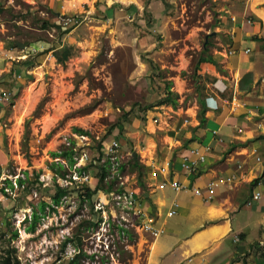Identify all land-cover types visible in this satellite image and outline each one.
<instances>
[{"label":"rangeland","instance_id":"rangeland-1","mask_svg":"<svg viewBox=\"0 0 264 264\" xmlns=\"http://www.w3.org/2000/svg\"><path fill=\"white\" fill-rule=\"evenodd\" d=\"M234 1L0 0V93L8 92L0 102V186H8L3 177L23 178L0 191V255L10 248L17 264H70L80 248L72 264H149L150 242L167 240L168 231L157 237L143 231L141 218L111 199L104 212L95 210L104 190L82 197L81 177L75 184L67 179L75 163L52 152L72 148L93 187L97 144L115 143L122 167L115 177L114 166L107 167L104 181L150 190L153 171L174 161L193 132L198 98L214 95L216 79L228 74L220 58L229 51ZM206 40L220 65L198 63ZM63 45L73 54L60 62L54 52ZM167 81L174 104L159 102ZM56 183L67 186L59 202L52 200ZM253 237L264 238L258 227L242 243ZM256 248L264 257V245ZM158 255L152 264H170L179 252L169 246Z\"/></svg>","mask_w":264,"mask_h":264},{"label":"crops","instance_id":"crops-1","mask_svg":"<svg viewBox=\"0 0 264 264\" xmlns=\"http://www.w3.org/2000/svg\"><path fill=\"white\" fill-rule=\"evenodd\" d=\"M231 19L225 42L229 51L220 58L228 74L216 79L219 89L214 95L203 96V123L197 112L193 132L175 160L155 175L150 190L136 191V203L168 231L167 240L159 236L150 242L149 264L169 246L179 252L170 264L188 255L194 257L192 264H245L249 258L264 263L256 250L258 242L264 245L263 237L242 243L253 227L264 236V200L252 198L255 190L264 194V0H235ZM192 148L203 152L205 160L196 171L188 172L181 160L185 155L195 157ZM226 176L233 179L223 182ZM171 179L184 187L159 186L160 181ZM211 181L215 185L210 199L194 193V187L205 188ZM173 200L179 205L174 215L167 216ZM234 241L241 242L233 245Z\"/></svg>","mask_w":264,"mask_h":264},{"label":"built area","instance_id":"built-area-1","mask_svg":"<svg viewBox=\"0 0 264 264\" xmlns=\"http://www.w3.org/2000/svg\"><path fill=\"white\" fill-rule=\"evenodd\" d=\"M248 50V48L246 49ZM8 95L7 91H2L0 93V102L1 100L6 97ZM238 131H241V128H238ZM190 152L192 154H196L194 158L185 155L182 160H181V166L183 167V169L187 170L188 172H194L198 169L199 163L201 161L204 160V153L199 151L196 148H192L190 149ZM85 156L87 159L91 158L89 156L88 153L83 152V154H81V156ZM101 159L99 160V163H104L107 167H113L116 171H114V177L115 176H119V174H117L118 172H120V167L119 165L122 163L121 159H119L118 157V148L115 146V143H110V144H106V148L103 149V153L101 155ZM74 158V166L77 167V170L75 171V173H72L71 175H68L69 178H67L70 182V184H75V179H77V177H81V182L80 183H86L89 179V174L88 171L85 168H79L81 167L80 164L79 166H77V162L75 161V157ZM257 159H260L259 156H257ZM153 175H156V172L153 171ZM17 178V177H16ZM3 179H6L3 177ZM233 179V176H226L225 179L223 178L222 181H231ZM17 180H13V184L16 185ZM69 184V185H70ZM166 184H169L173 189L175 190H179L181 188L184 187V185L182 184V182L178 181V180H162L159 182V186L163 187ZM61 185V184H60ZM67 184H64V186ZM214 185H215V181H211L209 183H207L205 185V188H199V187H194V193L202 198H204L205 200H208L212 197L213 193H214ZM9 187H12L10 185H8ZM8 186H5V189L8 188ZM62 186V185H61ZM67 187V186H66ZM82 197H85V194H82ZM87 198V197H85ZM252 198L254 199H263L264 200V194L260 191V190H255L254 193L252 194ZM60 199V198H59ZM113 200L117 205L120 206L121 210H126L128 212H131L132 214H135L138 218H141L140 223H137L140 228L145 231L150 233L152 236L157 237L160 234L163 233L164 228L159 225L156 224L155 222H153V220L151 218H149L147 216V213L145 212V210L139 206L138 203H136V192L133 191L132 189H126L123 188V190H116V189H111L109 191H104V193L102 195H99V197L93 202V208L95 210H103L105 209V205L107 204V201L109 200ZM59 202V200H58ZM179 202L177 200H173L171 205L169 206V208L166 211V215L167 216H172L176 213V208L178 206ZM124 225V224H123ZM119 230H121V232H123L124 230H126V228L124 226H119ZM239 236L238 234L234 235V240H238ZM260 245L262 242H259ZM79 248V247H78ZM77 252H74L73 254L70 255V258H73V256L76 253H80L81 249L79 248L78 250H76ZM194 257L192 255H188L185 258H183L182 260L179 261L178 264H192ZM207 264H214L211 262H208ZM245 264H256L255 262L251 261V260H247L245 261ZM264 264V263H261Z\"/></svg>","mask_w":264,"mask_h":264},{"label":"trees","instance_id":"trees-1","mask_svg":"<svg viewBox=\"0 0 264 264\" xmlns=\"http://www.w3.org/2000/svg\"><path fill=\"white\" fill-rule=\"evenodd\" d=\"M67 30H68V28L65 29V31H67ZM210 44H211V40H206L205 41V44L203 45L201 53H200V55L198 57V63L208 62V63L217 64V62L215 61V59L213 58V56H212V54H211V52L209 50V45ZM72 49H73V47L71 45H63V46H61V48L58 51L54 52L56 57H57V60L60 61V62L65 61L71 54H73ZM43 51H45V50H43ZM174 94L175 93L170 89V82L167 81L166 85H165L164 95L159 100V102H170V103L174 104L176 102ZM199 104H200V107H199V111H198V117H199V123L201 124V123H203V121L205 119V116H204V108H205V106H204L203 97L200 98ZM117 125L119 126V129L122 128V124L118 123V124H116V126ZM75 129L78 132H80V133H87V130H84L81 127H76ZM97 147H98V152L101 155L103 153V144L101 142H99L97 144ZM52 154L55 155V156L56 155H61V156L66 157L67 160H68V163L70 165H72L73 162H74L73 149L72 148H65V149H62L61 151H54V152H52ZM97 159H98V162H99V160L101 159V156H97ZM135 163H136V165L139 166L138 162H135ZM52 167H54V162H52ZM119 167L121 168L122 164H120ZM79 168H85L86 169V165H83V166H81ZM54 169H55V172H60V174L62 176H64L65 171H61L58 168H54ZM106 169H107V166L104 163H98L96 165V171H95V175H96V179H97L96 184L93 187L90 186V185L84 184L81 193L85 194V197H87L89 200H91L92 197L95 194H97V192L99 190L109 191V190L114 188V186H113L114 181L113 180H110L108 182L104 181V177H105V174H106ZM142 174H143V170L140 169L139 173H138V181H139V184L141 183L142 185L141 184L140 185L143 186V188H144L145 184L141 180ZM16 180L20 184H22V182H23V178L21 176H17ZM5 183L7 185L13 186V184H12V182H11V180L9 178L5 179ZM123 188H125L124 185H119L118 187H116L114 189L123 190ZM0 191L2 193H6L5 185L0 186ZM65 191H66V187L60 186V185H58L56 183V190L52 194V200L54 202H58L61 194L63 192H65ZM36 217H37V212L33 211L32 220L30 222V225L27 226V228L29 230H32L34 228ZM10 230H11V236L10 237H15L17 235V230L15 228L14 229L11 228ZM81 253H84V252L81 251ZM76 261H77V255L75 257H73L71 260H69L70 264H72V263H74ZM17 262H18V259L16 258L15 254H12V251L10 250V248H6V251L3 254L0 255V264H17Z\"/></svg>","mask_w":264,"mask_h":264},{"label":"bare ground","instance_id":"bare-ground-1","mask_svg":"<svg viewBox=\"0 0 264 264\" xmlns=\"http://www.w3.org/2000/svg\"><path fill=\"white\" fill-rule=\"evenodd\" d=\"M79 20V19H78ZM25 57V56H24ZM121 135V134H120ZM109 137V136H108ZM115 138H116V136H115ZM114 138V139H115ZM101 140H102V138H101ZM106 140V139H105ZM116 140V139H115ZM111 142V141H110ZM109 142V143H110ZM68 147V146H67ZM70 147V146H69ZM105 147V146H104ZM118 147V146H117ZM66 148V147H65ZM205 149V148H204ZM97 152H98V149H97ZM57 156V155H56ZM205 160V159H204ZM122 161V160H121ZM133 164V163H132ZM172 167V166H171ZM168 168V167H167ZM165 169V168H164ZM183 169V168H182ZM169 170H170V168H169ZM141 184V183H140ZM142 185V184H141ZM143 187V186H142ZM189 187V186H188ZM119 189V188H118ZM4 194V193H3ZM24 194V193H23ZM203 200V199H202ZM27 201V200H26ZM139 202V201H138ZM207 202V201H206ZM40 203V202H39ZM41 204V203H40ZM42 204H43V202H42ZM179 205V204H178ZM38 206V205H37ZM31 207H33V206H31ZM39 207V206H38ZM38 207H37V209H38ZM36 209V210H37ZM38 212H39V209L37 210ZM32 213V212H31ZM30 216H32V215H30ZM39 217V216H38ZM7 218V217H6ZM3 220V219H2ZM37 221V220H36ZM4 222V221H3ZM13 222V221H12ZM80 244V243H79ZM81 245V244H80Z\"/></svg>","mask_w":264,"mask_h":264},{"label":"water","instance_id":"water-1","mask_svg":"<svg viewBox=\"0 0 264 264\" xmlns=\"http://www.w3.org/2000/svg\"><path fill=\"white\" fill-rule=\"evenodd\" d=\"M19 45H20L21 47H23V46H24V43H22V42H19Z\"/></svg>","mask_w":264,"mask_h":264}]
</instances>
